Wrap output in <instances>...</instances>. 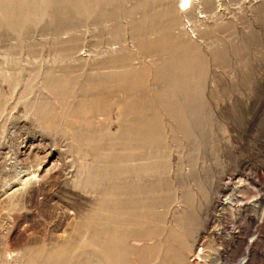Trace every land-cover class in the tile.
<instances>
[{
    "label": "rangeland",
    "instance_id": "obj_1",
    "mask_svg": "<svg viewBox=\"0 0 264 264\" xmlns=\"http://www.w3.org/2000/svg\"><path fill=\"white\" fill-rule=\"evenodd\" d=\"M242 258L264 264V0H0V264Z\"/></svg>",
    "mask_w": 264,
    "mask_h": 264
},
{
    "label": "bare ground",
    "instance_id": "obj_2",
    "mask_svg": "<svg viewBox=\"0 0 264 264\" xmlns=\"http://www.w3.org/2000/svg\"><path fill=\"white\" fill-rule=\"evenodd\" d=\"M187 1H188V0H181L182 3H187ZM183 5H184V4H183ZM242 259H243V258H242ZM245 259H246V258H244L241 262L239 261V262H240L239 264H246V263H245ZM246 262H247V261H246Z\"/></svg>",
    "mask_w": 264,
    "mask_h": 264
}]
</instances>
